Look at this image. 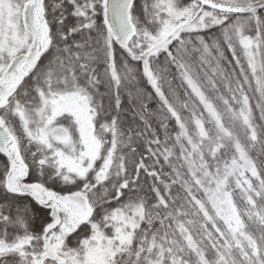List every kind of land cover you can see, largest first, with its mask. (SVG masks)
<instances>
[{
  "label": "snow or ice",
  "instance_id": "6c2138e0",
  "mask_svg": "<svg viewBox=\"0 0 264 264\" xmlns=\"http://www.w3.org/2000/svg\"><path fill=\"white\" fill-rule=\"evenodd\" d=\"M0 264H264V0H0Z\"/></svg>",
  "mask_w": 264,
  "mask_h": 264
}]
</instances>
